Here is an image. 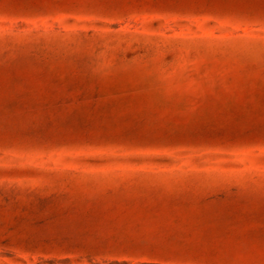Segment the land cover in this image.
<instances>
[{"label":"rangeland","instance_id":"rangeland-1","mask_svg":"<svg viewBox=\"0 0 264 264\" xmlns=\"http://www.w3.org/2000/svg\"><path fill=\"white\" fill-rule=\"evenodd\" d=\"M0 264H264V0H0Z\"/></svg>","mask_w":264,"mask_h":264},{"label":"crops","instance_id":"crops-1","mask_svg":"<svg viewBox=\"0 0 264 264\" xmlns=\"http://www.w3.org/2000/svg\"><path fill=\"white\" fill-rule=\"evenodd\" d=\"M160 203H162V205L164 204V205H167V204H174V203H176V201H174V200H171V199H168V198H162L161 199V201H160Z\"/></svg>","mask_w":264,"mask_h":264}]
</instances>
